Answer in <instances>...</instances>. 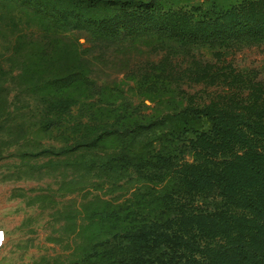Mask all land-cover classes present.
Listing matches in <instances>:
<instances>
[{"label": "trees", "instance_id": "obj_1", "mask_svg": "<svg viewBox=\"0 0 264 264\" xmlns=\"http://www.w3.org/2000/svg\"><path fill=\"white\" fill-rule=\"evenodd\" d=\"M156 1L57 0L66 8L56 12L75 24L67 29L52 28L54 18L43 11L42 36L58 39L54 47L72 59L43 86L47 131L67 121L87 148L117 143V154L93 166H130L143 181L164 185L153 201H141L140 213L112 208L92 220L100 237L80 264H264V87L219 64L225 51L264 44V0L195 12L173 9L174 3L157 8ZM72 31L96 43L151 40L156 54L170 44L187 50L149 64L136 80L148 99L166 96L169 112L141 117L126 103L116 106L106 87L90 86L88 62L59 40ZM196 49L213 52L218 62L188 53ZM44 69L39 59L30 68ZM188 83L216 93L199 102L182 89ZM77 101L89 104L82 108L87 118L73 123ZM154 133L155 144L140 145Z\"/></svg>", "mask_w": 264, "mask_h": 264}, {"label": "rangeland", "instance_id": "obj_2", "mask_svg": "<svg viewBox=\"0 0 264 264\" xmlns=\"http://www.w3.org/2000/svg\"><path fill=\"white\" fill-rule=\"evenodd\" d=\"M239 1L157 0L156 7L165 9L174 3L173 9L183 12H195L196 8L220 11ZM65 8L57 0H0V264H80L94 239L100 237L92 220L103 218L112 208L140 213L141 201L144 206L153 201V192L164 186L143 181L130 166H93L117 154V143L92 150L79 140L80 134L70 122L65 121L61 130L47 131L43 125L47 114L43 86L54 77L55 68L72 63L54 47L58 39L47 40L53 49L40 57L49 44L42 36L47 28L43 11L54 18L50 20L52 28L75 27L56 12ZM86 36L72 31L59 40L66 48L78 49L88 62L90 86L106 87L116 106L126 103L141 117L169 112L170 107L162 103L166 96L148 99L137 89L136 80L149 64L187 50L170 44L171 48L156 54L150 49L151 40L121 45L88 42ZM188 53L209 63L218 62L211 51ZM38 59L45 62L41 73L30 70ZM219 64L264 87V44L225 51ZM182 89L199 102L216 93V87L205 89L189 83ZM84 105L89 104L72 102L74 117L70 121L87 118ZM157 136L142 137L139 143L143 147L155 144ZM60 149H65V154ZM194 258L198 259L196 254Z\"/></svg>", "mask_w": 264, "mask_h": 264}]
</instances>
